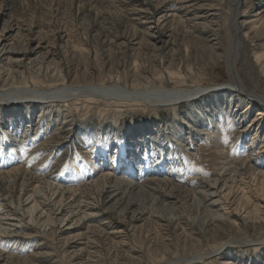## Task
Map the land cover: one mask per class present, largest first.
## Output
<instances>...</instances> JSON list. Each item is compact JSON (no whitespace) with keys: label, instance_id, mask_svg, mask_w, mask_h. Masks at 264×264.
I'll list each match as a JSON object with an SVG mask.
<instances>
[{"label":"rangeland","instance_id":"374dc122","mask_svg":"<svg viewBox=\"0 0 264 264\" xmlns=\"http://www.w3.org/2000/svg\"><path fill=\"white\" fill-rule=\"evenodd\" d=\"M235 2L0 0V89L4 83L7 89L116 83L146 93L109 91L48 109L30 94L0 102V221L16 228L0 230V264H264V177L251 170L257 162L264 171V109L237 93L219 100L211 92L230 82L233 63L242 84L264 96V0H239L238 43L231 46ZM173 12L175 18H166ZM214 12L219 38L213 54L199 32ZM9 47L12 52L1 50ZM167 69L179 80L164 79V86L205 94L173 105L156 102L151 87L162 85ZM135 70L151 84L133 81ZM202 129L212 139L205 141ZM124 138L131 141L127 149ZM121 153L123 161H138L137 184L127 166L119 173L108 169ZM226 174L228 185L218 182L225 188L216 196L222 209L192 191L195 182L205 190ZM33 194L43 217L35 212L31 219L26 211ZM226 205L248 212L237 221L239 230L213 219L228 212ZM252 218L263 225L253 230Z\"/></svg>","mask_w":264,"mask_h":264},{"label":"bare ground","instance_id":"6f19581e","mask_svg":"<svg viewBox=\"0 0 264 264\" xmlns=\"http://www.w3.org/2000/svg\"><path fill=\"white\" fill-rule=\"evenodd\" d=\"M181 1V0H180ZM185 4V3H184ZM235 4H236V7H235V11H234V13H233V18L231 19V21H230V25H229V29L231 30V35L232 36H234L233 38H229V43H230V45L232 46V45H236L237 43H238V36H237V26H238V24H240V23H238L237 22V19L238 18H240L241 16L239 15V13H238V7H239V4H240V2H239V0H236V2H235ZM262 11H264V10H262ZM210 14V13H209ZM258 14V13H257ZM210 15H212L211 16V21H210V23H212L209 27H207L206 29H204L203 31H200L199 32V35L201 36V38H202V41H203V48H209L210 49V52L212 51L213 52V54L214 53H216L215 52V46H216V41L218 40V38H219V34H218V25H217V18H216V15H218V14H215V12L214 13H211ZM214 15V16H213ZM175 16V12H173V13H170V14H168L167 15V17L166 18H173ZM175 18V17H174ZM196 20V19H195ZM248 23V22H247ZM242 24H245L244 23V21H242ZM153 27H155L154 25H150V28L152 29ZM157 30V29H156ZM148 34H150V36H153V37H155L154 35L155 34H153V32L151 31V32H149L148 31ZM249 34V33H248ZM230 35V36H231ZM169 36H170V34H169ZM195 37H197L198 38V36L196 35ZM200 39V38H199ZM166 42V41H165ZM235 43V44H234ZM179 46V45H178ZM40 48V47H39ZM46 49V48H45ZM1 50H3V53H7V52H12V50H11V48L9 47L8 49H6V48H3V49H1ZM14 51V50H13ZM45 53L47 54V55H52L53 53H52V50L50 49V48H48V49H46V51H45ZM45 60V59H44ZM43 60V61H44ZM45 62V61H44ZM51 62V61H50ZM188 61H187V59H186V63H187ZM172 64V63H171ZM170 65V64H169ZM174 65V64H173ZM41 66V65H40ZM49 66V65H48ZM47 66V67H48ZM175 66V65H174ZM173 66V67H174ZM232 66H233V63H231V65H230V67H231V72H230V75H229V77H230V82L229 83H227L226 84V86H217V87H214V88H211V92H216V94H219V96H218V99L219 100H222V99H224L223 97L225 96V95H227V93L228 94H230V95H233V93H237V94H239L240 96H242V98H244V100H249L250 98L251 99H253V100H255V101H257V103L260 105V106H262L263 107V109H264V96L263 95H260V94H256L254 91H252V90H250V89H247L243 84H242V82H241V80H240V78H239V76L234 72V69L232 68ZM170 69V68H169ZM169 69H167L166 71H167V78H165V77H163V78H161V76H160V78L162 79V85H159V86H150L152 89H154V91H152L153 93V95H155L156 96V98L157 99H155V101L156 102H160V103H165V104H167V105H173V104H178V103H180V102H183V101H188V100H192V99H194V98H196V97H198V96H200V95H203V94H205V91L204 90H206V89H202V88H194V89H185V90H182V89H176V88H168V87H166V86H164L165 84H166V81L164 80V79H166L168 82H176V81H178L179 80V78L178 77H176V75L174 76V73L173 72H170L169 71ZM152 72V71H151ZM154 72V71H153ZM133 73H134V76H133V78H134V80L133 81H136L135 79L137 78V82L139 83V84H142V85H147V83L149 84L151 81H148V80H150V79H148V78H143V76L142 77H139L138 75H137V72H136V70L135 71H133ZM112 75V74H111ZM153 79H156V81H158L159 80V75L156 73V72H154L153 74ZM160 75H162V73H160ZM156 76V77H155ZM101 77V76H100ZM120 78V77H119ZM79 80V79H78ZM152 80V79H151ZM58 81V80H57ZM101 81V80H100ZM104 81V80H103ZM142 82V83H141ZM74 83V82H73ZM112 83V82H111ZM6 83H4V84H2V86H1V89H0V102L1 101H4V100H12V101H15V100H19V98H24V97H17L19 94H24V95H28V94H30V96L31 97H36V98H38V99H40V100H43L42 102H44L45 103V107H47V109L48 108H50V107H53V106H55L56 105V101H62V102H68L69 100H75V101H77V100H79V98L80 97H82V98H84V100L86 101V99H89V100H94V99H96L97 97H105L106 95L105 94H107L109 91H113V92H115V91H120V92H125V93H127L128 95H132L133 97H135V98H140L139 96L140 95H146V93L144 92V90H133L132 88L129 90V89H127V88H125L124 86H121V85H119V84H108L107 86L106 85H102V84H78V83H75V84H70V85H63L62 87H56L55 85H52V86H48L47 88H44V87H42V88H40V87H32V88H30L29 86H27V85H23V86H20V85H17V86H14V87H12V88H10V89H7L8 87H6V86H4ZM63 84V83H62ZM151 84V83H150ZM60 85V84H59ZM134 86V85H133ZM136 86V85H135ZM146 88V87H145ZM121 89V90H120ZM210 89V88H209ZM144 92V93H143ZM139 95V96H138ZM148 95V94H147ZM126 96V95H125ZM28 98V97H27ZM35 98V99H36ZM150 100V99H149ZM217 100V99H216ZM80 101V100H79ZM154 101V100H153ZM232 101V100H231ZM20 102V101H19ZM152 102V101H151ZM155 102V103H156ZM237 103V102H236ZM3 104V103H2ZM125 104V103H124ZM232 104V103H231ZM155 105V104H154ZM229 106V105H228ZM76 107V106H75ZM83 107V106H82ZM236 107H238V105H236ZM72 108V107H71ZM104 108V107H103ZM228 108V107H227ZM263 109H261V110H263ZM231 110V109H230ZM235 111L234 112H236V113H234L233 114V117L234 116H236L237 117V111H238V109L236 110V109H234ZM260 112V111H259ZM259 112L256 114V116L253 118V119H251V121L247 124V126L246 127H244L243 128V130L245 131H247V130H249L252 126H253V124L255 123V118L257 117V115L259 114ZM263 112V111H262ZM232 117V118H233ZM227 121V120H226ZM25 122V121H24ZM26 123H29V121L28 120H26ZM207 125H211L212 127H218V125H217V123L216 122H208L207 123ZM187 126H188V124H187ZM239 127V126H238ZM34 129V125L32 124V123H30V124H26L25 125V129H24V133L26 134V136H27V134H28V132H30L31 130H33ZM36 129V128H35ZM58 129V128H57ZM148 131V130H147ZM252 129H251V135L253 134L252 133ZM24 134V135H25ZM140 134V133H139ZM200 134L201 135H203V136H205V141H206V139H207V137H211V139H212V136L213 135H211L210 134V131H208V129H202V130H200ZM23 135V136H24ZM128 135H132V134H128ZM194 135V134H193ZM25 136V137H26ZM142 136V138H145L143 135H141ZM228 137V136H227ZM195 138H197L196 137V134L193 136V139H195ZM252 138V137H251ZM253 138H254V136H253ZM129 139H131L130 137H129ZM127 140V138H124V139H121V145L125 148V149H127V147H126V145L127 144H130L131 143V141L130 140ZM252 141H253V139H252ZM254 142H251V143H249V145H252ZM194 144H191V143H187V146H193ZM199 146H203V144H199ZM214 146V145H213ZM248 146V145H247ZM215 147V151H216V153H218L219 155H223V154H225V152H223L224 151V149H221L220 148V146H214ZM124 149V150H125ZM198 149H201L200 147H198ZM212 149V148H211ZM261 149H263V143H260V145H259V147H258V150H259V152L261 151ZM124 152V151H123ZM229 153V152H228ZM230 154V153H229ZM128 155H130V153L129 152H127L126 153V157L128 156ZM131 155H133V153H132V151H131ZM120 158H121V160H120ZM115 163H116V165H114V163L113 164H111V165H109L108 166V169L109 170H111V169H113L114 170V172L115 173H119V172H123V170H124V168L127 166V169H129L130 168V170L133 172V173H131L130 174V178L132 179L131 181H134L136 184H137V182H138V180H140L141 179V176L143 175V172H139V170L138 169H136V166H137V164H138V161H134V163L136 162V164H133L132 163V158L131 159H129V161H127L128 160V158H125V160L123 161L122 159H123V157H122V153H121V157H120ZM137 158H141L140 156H138ZM222 158V157H221ZM224 158V157H223ZM227 159V158H226ZM131 161V162H130ZM234 161V160H233ZM244 161V160H243ZM121 162H122V164H121ZM24 163V162H23ZM132 163V164H131ZM193 163V162H192ZM256 165H257V167H255V166H253L252 167V165H251V167H252V172L254 173L255 172V175L257 174L258 175V177L260 176V177H264V171L263 170H261L259 167H258V165H260V164H258L257 162L255 163ZM22 165V164H21ZM148 167V166H147ZM19 168V167H18ZM17 168V169H18ZM234 169V168H233ZM135 170V171H134ZM217 170V169H216ZM224 168L223 167H221V169H220V172H219V175L220 174H224L225 175V173H224ZM23 171V170H22ZM215 171V170H214ZM16 172V171H15ZM27 172V171H26ZM23 173V172H22ZM112 174V172H109V171H104V172H102V176H108V175H111ZM166 173L168 174V172L166 171V172H164L163 174H165L166 175ZM25 174V173H24ZM101 175V174H100ZM227 176L229 175V174H226ZM239 175V174H238ZM225 177V176H223V178H215V179H213L212 181H211V183H209V185H208V188L207 189H205V190H203V186L200 188V186L197 184V182H195V184H194V186H193V188H192V191L195 193V194H197V195H199L200 196V194L203 196V199H204V202H205V200H208V206L210 205V207L211 206H214V207H217L220 203L218 202V198H216V196L218 195L217 194V192L218 191H221L222 190V188L225 186V185H220L221 187H220V189L218 188V182H220V181H225L224 183H226L227 184V180H228V178H229V176L228 177ZM216 177V176H215ZM234 177V176H233ZM123 179H126V181H128V180H130V178H128L127 176H123L122 177ZM88 182V181H87ZM209 182V181H208ZM151 183V182H150ZM229 183V182H228ZM82 184V183H81ZM221 184V183H220ZM228 185V184H227ZM225 188V187H224ZM32 189V188H31ZM138 189V191H141V190H143L142 188H137ZM202 189V190H201ZM233 189V188H232ZM209 190V191H208ZM224 191V190H223ZM229 191V190H228ZM227 191V192H228ZM33 192H35L36 193V189H35V191H33ZM231 192H233V191H231ZM229 194V193H228ZM232 194V193H231ZM230 196V195H229ZM248 196V195H247ZM33 197H34V194L33 195H27V197H26V202H27V204H31L30 206H28V208H27V212H29L30 213V218L31 217H33V213H37L38 214V217L40 218V217H43V215H44V212H42L41 211V209L39 208L40 206L37 204V203H35L34 201H33ZM36 197V196H35ZM201 197V196H200ZM215 197V198H214ZM240 198V197H239ZM248 198H250V197H248ZM195 199L197 200V199H200L199 197H196V195H195ZM220 200H221V197L219 198ZM251 199V198H250ZM219 200V201H220ZM241 200V199H240ZM228 201V198H227V200H226V202ZM231 201V200H230ZM44 202V201H43ZM222 202V201H221ZM232 202V201H231ZM39 203V202H38ZM223 203H225V202H223ZM245 203V202H244ZM44 204H46V203H44ZM234 204V203H233ZM228 205V204H227ZM226 205V207H227V209H229L228 210V212L226 213V212H224V213H226V214H224V213H221V214H218V213H216L215 214V216H214V220H215V222H216V224L218 223L219 225L220 224H227L231 229H236V230H239V226L241 225V223L242 222H237L238 220H241V218H243V217H249L248 216V212H245V210L242 208V207H232V208H229V206H227ZM231 205V204H230ZM240 205V204H239ZM43 206V205H42ZM220 206V205H219ZM224 206V205H223ZM209 207V208H210ZM208 208V209H209ZM219 208H221V206L219 207ZM222 209V208H221ZM243 209V210H242ZM210 210H212V209H210ZM217 210H219L218 208H217ZM227 211V210H226ZM211 212V211H210ZM217 212V211H216ZM235 212V213H234ZM213 213V212H212ZM242 213H244V216L242 217ZM94 214V213H93ZM93 214H86V216H93ZM234 215L235 214V216H234V218H233V220H232V218H230V215ZM7 215V214H6ZM5 215V216H6ZM9 215V214H8ZM212 215V214H211ZM252 216V215H251ZM261 216H263V215H261ZM213 217V216H212ZM235 217H236V219H235ZM257 217V216H256ZM260 217V216H259ZM10 218V217H9ZM3 220H5L4 218H2ZM31 219H33V218H31ZM48 219H49V217H48V215H47V218L45 219V221H42V223L43 222H48ZM263 219V218H262ZM7 220V219H6ZM12 220H14V219H12ZM37 220V219H36ZM250 221V228H252L253 230L255 229V228H257V227H261L262 225L260 224V221H258L256 218H252V220H249ZM10 222V221H9ZM8 221H5V223H2V221H0V230H6V232H8V233H15V231H16V228H15V224H12L11 222L9 223ZM20 224V223H19ZM67 228H70V226H66V229ZM230 230V229H229ZM96 240V239H95ZM213 252H211V254H212ZM224 264H229V261L227 262V263H224Z\"/></svg>","mask_w":264,"mask_h":264}]
</instances>
